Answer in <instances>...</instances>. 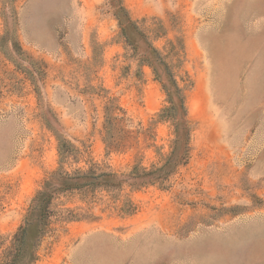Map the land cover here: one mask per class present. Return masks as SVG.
Masks as SVG:
<instances>
[{"label":"rangeland","instance_id":"1","mask_svg":"<svg viewBox=\"0 0 264 264\" xmlns=\"http://www.w3.org/2000/svg\"><path fill=\"white\" fill-rule=\"evenodd\" d=\"M182 103L188 161L56 195L35 264H264V0H0V264L66 148L69 174L162 167Z\"/></svg>","mask_w":264,"mask_h":264},{"label":"trees","instance_id":"2","mask_svg":"<svg viewBox=\"0 0 264 264\" xmlns=\"http://www.w3.org/2000/svg\"><path fill=\"white\" fill-rule=\"evenodd\" d=\"M184 114L183 123H181L184 130L181 138L176 139L174 142L181 145V152L172 157L162 166L153 167L151 170L147 168L134 167L132 172L128 175H117L115 173H106L101 170H90L84 172L82 170L75 171L74 174H69L63 171V164L68 160V154H73L74 149L71 146L66 148L62 153L61 168L53 173L51 177L46 180L40 191L37 192L32 200L31 207L25 219V223L14 236V244L11 248L5 264H35L37 260V247L35 246L31 251L27 244L28 230L33 223L34 216H40L42 219H49L50 205L53 203L56 195L72 190H90L97 188H121L127 181L131 182L134 187H143L145 185L159 184L163 185L167 182V178L172 174L180 165H184L189 159V123L186 110L182 103ZM64 147V144H62ZM66 155V156H64ZM172 158V159H171ZM133 211V210H132ZM47 226L46 224H44Z\"/></svg>","mask_w":264,"mask_h":264}]
</instances>
